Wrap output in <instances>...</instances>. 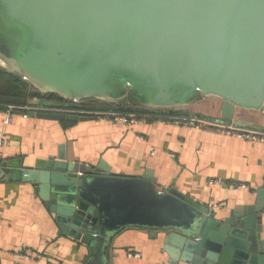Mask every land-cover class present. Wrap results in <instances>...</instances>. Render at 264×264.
I'll return each mask as SVG.
<instances>
[{
  "label": "water",
  "instance_id": "1",
  "mask_svg": "<svg viewBox=\"0 0 264 264\" xmlns=\"http://www.w3.org/2000/svg\"><path fill=\"white\" fill-rule=\"evenodd\" d=\"M0 63L45 96L118 106L129 100L119 112L171 116L213 98L222 118L207 119L232 124L237 108L264 111V0H0ZM0 103L74 107L7 96ZM22 165L3 162L0 181L33 184L63 234L90 247L87 264H108L109 245L133 227L165 234L172 264H264L262 202L220 222L176 191L156 193L149 174L130 179L104 163L78 166L64 147L56 159Z\"/></svg>",
  "mask_w": 264,
  "mask_h": 264
},
{
  "label": "crops",
  "instance_id": "2",
  "mask_svg": "<svg viewBox=\"0 0 264 264\" xmlns=\"http://www.w3.org/2000/svg\"><path fill=\"white\" fill-rule=\"evenodd\" d=\"M0 86V96L17 98L12 83ZM182 109L206 119L222 118L221 102L213 98H199ZM6 119V112L0 111V136L7 142L2 149L5 163L21 161L23 167H34L56 159L64 147L67 162L78 166L96 169L104 163L110 174L130 179L147 180L149 174L156 193L176 191L215 211L220 222L246 207L264 204L263 144L164 121L137 126L106 119L70 123L24 118L18 112L8 126ZM233 124L264 129V111L237 108ZM213 180L247 187L235 192L210 185ZM262 219L264 241V214ZM164 237L158 230L146 234L127 228L109 245L107 263L172 264ZM22 250L28 252L25 259L18 255ZM89 258L90 247L63 234L33 184L0 181V264H87Z\"/></svg>",
  "mask_w": 264,
  "mask_h": 264
},
{
  "label": "built area",
  "instance_id": "3",
  "mask_svg": "<svg viewBox=\"0 0 264 264\" xmlns=\"http://www.w3.org/2000/svg\"><path fill=\"white\" fill-rule=\"evenodd\" d=\"M66 105L74 107H37V106H20L13 104L0 103V111L4 110L7 115L4 125L8 126L12 122V115L16 112H21L24 118H28L29 113H49V114H63L67 116H78L95 118L96 120H111L115 123H120L126 126H137L142 123L164 121L177 126H185L189 129L201 131L203 133H216L226 136H232L244 141L259 143L264 145V129L245 127L238 124H224L221 122L213 121L198 116H183L176 115L171 116L165 112H150V113H124L116 112L114 110H99L97 106H101L102 103L97 102H77V101H66ZM7 145L5 137L0 136V167L2 166L3 151L2 149ZM154 152L152 151V154ZM212 186H228L238 192L239 189H244L247 186L245 184L229 183L222 180H213L209 183ZM223 206L219 204L218 207ZM19 257L25 259L28 256V252L22 250ZM130 257H140L139 254H130Z\"/></svg>",
  "mask_w": 264,
  "mask_h": 264
},
{
  "label": "trees",
  "instance_id": "4",
  "mask_svg": "<svg viewBox=\"0 0 264 264\" xmlns=\"http://www.w3.org/2000/svg\"><path fill=\"white\" fill-rule=\"evenodd\" d=\"M0 76L1 77H9L11 79L16 77L15 75L9 74L8 72H6L4 70H0ZM17 78H19V77H17ZM18 82L20 85L19 84L17 85V83L15 84L14 82H12L13 87H15V90L18 91V89H21V91H22V92L18 91L19 93H16L17 98H23V99L27 100V99H31L30 97H32V98L33 97H39L40 98L41 96H43L39 92H36V90H34L32 87H30V85L27 82L24 81L25 86H23V87L21 86L22 83L20 82V80ZM46 97L48 98L49 101L58 100V102L60 104L66 103L65 100H63L62 98L57 97L55 95H47ZM100 105L105 106L107 109H109V110L111 109V110H114L116 112H119V110L121 108H124V107H122V105H119V106L118 105H111V104H100ZM160 113L163 114V111H161ZM200 117H202V116H200Z\"/></svg>",
  "mask_w": 264,
  "mask_h": 264
},
{
  "label": "rangeland",
  "instance_id": "5",
  "mask_svg": "<svg viewBox=\"0 0 264 264\" xmlns=\"http://www.w3.org/2000/svg\"><path fill=\"white\" fill-rule=\"evenodd\" d=\"M1 64V63H0ZM3 67H1L0 66V70H4V69H2ZM7 72H10V71H7ZM11 73V72H10ZM11 74H13V75H16V74H14V73H11ZM16 76H18V75H16ZM20 79L19 78H9V77H1L0 76V85H2V84H7V83H9V82H14L15 84L17 83V85L19 84V81ZM20 82L22 83L21 84V86L23 87V86H25V84H24V82L23 81H21L20 80ZM20 85V84H19ZM30 85V84H29ZM30 87H32L34 90H36V92H39L41 95H43L42 94V92L39 90V89H37V88H35V87H33V86H31L30 85ZM0 88H2L1 86H0ZM3 91V90H2ZM18 91H20V92H22L21 91V89H18ZM17 90H15V92L14 93H19ZM31 99H46V100H48V98L45 96V95H43V96H41L40 98L39 97H30ZM64 100V99H63ZM49 101V100H48ZM49 102H52V101H49ZM53 102H55V103H59L58 102V100H53ZM119 105H122V107H124V108H128V107H131L132 106V104H131V102L129 101V100H126V101H122V102H120V103H118ZM180 111H182V113H183V116L185 115V116H194V115H190V114H188V113H186L185 112V110H183V109H179ZM124 113H126V112H124ZM136 114H142V113H136ZM154 122V121H153Z\"/></svg>",
  "mask_w": 264,
  "mask_h": 264
}]
</instances>
